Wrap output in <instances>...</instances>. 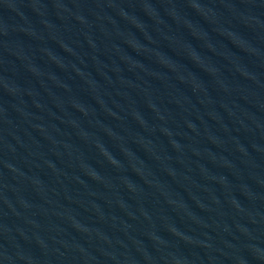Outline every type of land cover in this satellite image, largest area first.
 <instances>
[{
  "label": "water",
  "instance_id": "1",
  "mask_svg": "<svg viewBox=\"0 0 264 264\" xmlns=\"http://www.w3.org/2000/svg\"><path fill=\"white\" fill-rule=\"evenodd\" d=\"M0 264H264V0H0Z\"/></svg>",
  "mask_w": 264,
  "mask_h": 264
}]
</instances>
